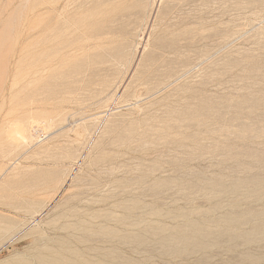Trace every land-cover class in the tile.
Returning a JSON list of instances; mask_svg holds the SVG:
<instances>
[{"label":"rangeland","instance_id":"obj_1","mask_svg":"<svg viewBox=\"0 0 264 264\" xmlns=\"http://www.w3.org/2000/svg\"><path fill=\"white\" fill-rule=\"evenodd\" d=\"M0 264H264V0H0Z\"/></svg>","mask_w":264,"mask_h":264}]
</instances>
